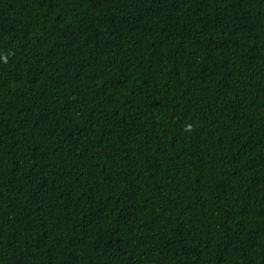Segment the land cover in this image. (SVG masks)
<instances>
[{
  "label": "trees",
  "instance_id": "16d2710c",
  "mask_svg": "<svg viewBox=\"0 0 264 264\" xmlns=\"http://www.w3.org/2000/svg\"><path fill=\"white\" fill-rule=\"evenodd\" d=\"M0 264H264V0H0Z\"/></svg>",
  "mask_w": 264,
  "mask_h": 264
}]
</instances>
